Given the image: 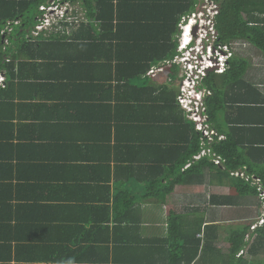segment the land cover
I'll return each instance as SVG.
<instances>
[{"label": "crops", "instance_id": "0c3cea01", "mask_svg": "<svg viewBox=\"0 0 264 264\" xmlns=\"http://www.w3.org/2000/svg\"><path fill=\"white\" fill-rule=\"evenodd\" d=\"M62 9L59 22L69 17L70 21L83 19L80 5ZM123 31L109 40L112 48L110 42L103 43L97 61H90L93 39L84 35L77 50L71 51L69 68L60 73L69 84L62 91L42 87L40 82L37 88H30L29 81L21 82L20 87V80L7 82L5 73L0 72V264H95L88 260L93 257H107L108 264H130L123 262L128 259L137 260L132 264H264V250L249 253L247 247L237 262L240 252L233 260L229 245L231 232L256 218V195H237L230 179L211 170L203 171L195 184L176 186L160 201L154 195L147 197L143 184L134 183L142 175L135 151L129 162H124L116 149L106 151L117 143L111 139L102 143V154L97 156H108L109 162L107 158L95 162V156L88 155L87 146L91 150L94 141L100 143L101 132L93 125L109 117L108 106L114 114L116 106L122 105L128 112L134 108L135 113L128 117L136 121L145 108L150 117L155 115L149 99L152 101L156 92L139 90L142 81L131 85L121 81L129 69L124 58L137 57L115 46L117 41H125ZM232 46V54L238 49L247 66L240 80L221 85L211 97L221 101L224 111L217 112L210 128L237 149L241 160L264 168V53L247 41H235ZM41 68L38 72L46 75V67ZM163 70L162 74L140 77L145 75L147 84H164L172 68ZM173 75L177 80L169 85L177 82V92L179 70ZM135 129L138 134L145 132ZM118 137L120 145L127 144L126 138ZM77 144L81 150L73 147ZM107 176V192L96 190L98 195L93 197V179ZM224 200L228 204H219ZM102 201H108L107 208ZM61 204L67 206L69 217L73 216L78 227L74 231H68L63 215L53 211ZM170 216L179 219L170 220ZM96 241V248L91 249ZM67 243L73 258L87 250L86 263L61 260ZM196 244L197 254L189 262Z\"/></svg>", "mask_w": 264, "mask_h": 264}, {"label": "trees", "instance_id": "16d2710c", "mask_svg": "<svg viewBox=\"0 0 264 264\" xmlns=\"http://www.w3.org/2000/svg\"><path fill=\"white\" fill-rule=\"evenodd\" d=\"M212 2L218 5V13L213 20L218 44L229 46L235 41H247L264 53V0H212ZM0 4V72L5 73L7 82H13V78L20 80V87L21 82L29 81L30 88L32 86L37 88L40 82L43 83L42 87L51 86L55 92L62 91L69 84L60 73L69 68L70 56L74 55L71 51L77 50V44L83 42L84 35L93 39L90 61H97L102 57L103 43L107 44L111 38H115L117 33H120V30H125L123 31L127 35L125 41H117L115 46L118 51L137 55V57L124 58L129 69L127 77L121 78V81L128 82L129 85L134 81H142L144 83L139 90L148 91V94L151 90L156 92L152 101L149 99V102L153 103L152 111L155 115L154 118L150 117V112L143 107L142 116L136 121L134 117H128L131 113H135L134 108L128 112L124 110V106H116L114 114V110L108 106L109 117L100 121V124L97 121L98 123L93 125L101 132L99 134L101 144L94 141L95 149L90 150L89 145L86 149L89 152L88 155L95 156L93 158L95 162L100 163L105 158L107 162L110 161L108 156H97L102 154L100 151L104 148L102 143H110L111 139L117 143L113 145L114 147L106 148V151L116 149L121 154L122 161L129 162L128 159L135 151L138 155V164L141 165L142 175L137 176L141 179L140 181H133L143 184V188L148 191L147 197L154 195L160 201L171 194L176 186L195 184L203 177V171L211 170H214L219 177L230 179L231 188L236 191L237 195H256L254 187L229 174L242 169L243 166H246L244 171L247 175L260 179L264 189V168L260 167V163L252 165L241 160L237 149L227 140L213 136L212 141L206 138L201 141V133L195 130L192 122L185 120L184 111L179 109L180 106L176 101L178 91L176 92V88L169 85L173 82L172 76L177 66L162 64L176 56L178 25L183 17L193 13L197 6H201L202 0H0ZM68 5H80L83 10V19L70 21L69 17L68 20L65 19L62 22L56 19L50 26L36 31L43 15V12L39 10L40 7L59 8L62 6L63 8ZM51 27L53 31L57 29V32L50 31ZM74 28L75 31L72 30ZM35 32H37L36 35H33ZM96 35L100 36L97 40L94 39ZM112 44L110 42L111 48ZM119 61H121L120 58ZM160 66L163 69L172 68L168 74L170 77L167 78V75L164 84H147L148 78L145 75L148 70ZM246 66L247 62L243 57L233 54L228 60L227 69L221 75L208 73L203 78L201 86L211 92L210 96L204 98L205 115L208 117L209 125L218 111H224L221 101L212 99L213 96L218 94L221 85L240 80ZM41 67H46L48 70L46 75L38 72ZM141 74H145L143 78L140 77ZM217 80L221 83H217ZM68 82L71 81L68 80ZM77 86L81 87V84ZM132 87L135 88V86ZM51 96L53 99L52 94ZM145 102L143 101L142 105H145ZM136 126L145 131L144 134L143 132L136 133ZM121 130L122 133L119 135ZM113 133L115 136H112ZM118 136L126 138L127 144L120 145ZM90 138L93 139V137ZM73 147L80 149L78 144ZM202 149H210L211 154H205L195 160L194 156L199 155ZM212 154L221 160L220 165H214ZM83 157L90 160L85 153ZM132 162L133 160H130L131 164L136 163ZM99 169H102L101 166ZM108 180V176L99 181L93 179V182L95 181L93 197L98 195L97 191H102V194L107 192ZM95 202L97 204L98 200L95 199ZM228 202L224 200L219 204H228ZM102 203H104V208H107L108 201H102ZM65 207L67 206L61 204L55 206L53 211L57 215H63L64 222L67 221L69 224L67 225L68 231H74L78 227L75 226L73 216L69 217V211ZM18 208L22 209L24 206L21 208L18 206ZM171 219L175 221L179 218L175 219L170 216ZM252 223L254 219L248 225L240 226L231 232L229 245L233 260L237 258L235 255L238 252L243 254L247 247L249 253L257 248L264 250V228L255 229L249 233ZM96 243L97 241L91 249L96 248L94 247ZM67 245L69 244L64 245L62 251L63 259L61 260L64 263L76 261L86 263L87 250L81 252L79 257L73 258ZM197 247L198 244L189 262L195 258ZM48 251L50 252V249ZM241 254L238 259H235L237 262L242 259ZM88 260L95 264L108 262L107 257H93ZM133 260L128 259L123 262L132 264L137 261Z\"/></svg>", "mask_w": 264, "mask_h": 264}, {"label": "built area", "instance_id": "2783aa9c", "mask_svg": "<svg viewBox=\"0 0 264 264\" xmlns=\"http://www.w3.org/2000/svg\"><path fill=\"white\" fill-rule=\"evenodd\" d=\"M215 6V12L217 11V6ZM204 5L201 6L203 8ZM58 9L55 6L50 7H40L39 10L43 12L40 22L36 29L38 31L43 28L50 26L53 20H56V16L50 14V10ZM214 12V14H215ZM199 14L203 13L200 11ZM63 16V13L60 12ZM47 15H50L48 17ZM59 15V16H61ZM201 16V15H200ZM55 17V18H54ZM208 24L211 26L208 28V32L201 30V27L197 29L196 33L198 37L205 38V45L196 46L186 50L185 52H180L183 45L177 49V54L172 60L164 61L162 64L170 66L172 64L179 67L180 76L178 81V93L176 97L177 104L185 113V118L192 122L194 128L197 132L201 133L202 139L206 138L208 141H212L213 136L218 139H222L221 136H218L207 123L208 117L205 115V105L204 98L211 95V92L206 88L201 86L203 78L206 76L208 70H213L215 73H222L226 67V61L231 56V51L229 46L225 44H218V36L216 31L213 28V25L210 19L207 20ZM201 21L199 22V25ZM201 26V25H200ZM163 71L162 66L152 67L147 75L154 76L155 73H161ZM196 87L198 91V96L191 97L190 93H195ZM189 90V91H188ZM186 103L191 105L187 107ZM205 154H211L210 149H202L199 155L194 156V159H198ZM212 162L214 165H220L221 160L212 154ZM232 177H237L248 183L250 186L256 189V197L258 199V213L254 219V223L249 227V233L255 229L264 228V189L261 186L260 179L254 177L253 175H247L244 171V168L236 170L229 173ZM242 252L239 253V255Z\"/></svg>", "mask_w": 264, "mask_h": 264}, {"label": "clouds", "instance_id": "9594fccd", "mask_svg": "<svg viewBox=\"0 0 264 264\" xmlns=\"http://www.w3.org/2000/svg\"><path fill=\"white\" fill-rule=\"evenodd\" d=\"M215 4V3H214ZM202 6V5H201ZM201 6L199 5V6H197L196 7V9L197 10H195L193 13H191V14H189V15H191L190 17H189V15L188 16H185V17H183L182 18V20L180 21V23H179V25H178V30H179V33H178V37H177V49H179V47L181 46V45H183V47L181 48V50L179 51V53L180 52H185L186 50H189L190 48H193V47H195L199 42H200V38L201 37H198V34L196 33V31H197V29L198 28H200L201 26L199 25V22L198 21H196V22H194L193 23V25L191 26V29H190V39H189V41H187V42H183V39H184V28L187 26V24H189L190 23V21H191V17H193L194 18V13H198V12H202L203 13V17H204V20L207 22V20L208 19H210V21H211V23H212V25H213V28H214V23H213V20H214V17L217 15V13H218V5H216L217 6V11L215 12V14H213V15H208L207 13H205V11H204V9L203 8H201ZM62 9V8H61ZM56 14V19L57 18H59V19H61L63 16L61 15V14H57V13H55ZM59 15H61V16H59ZM64 15V14H63ZM186 17H189V18H187V20H186ZM188 21V22H187ZM185 22V23H184ZM205 29H206V31L208 30V23H207V25H206V27H205ZM215 30V29H214ZM208 32V31H207ZM207 37V35L204 37V39H203V41H201L202 43H203V45H205L206 44V42H205V38ZM199 39V41L196 43V41ZM228 46V45H227ZM230 48V47H229ZM176 49V50H177ZM230 51H231V56L227 59V61H226V67H225V70L227 69V67H228V60L232 57V50H231V48H230ZM176 53H177V51H176ZM224 70V71H225ZM223 71V72H224ZM222 72V73H223ZM208 73H215L213 70H208V72H207V74ZM222 73H215L216 75H221ZM206 74V75H207ZM205 78V77H204Z\"/></svg>", "mask_w": 264, "mask_h": 264}, {"label": "rangeland", "instance_id": "374dc122", "mask_svg": "<svg viewBox=\"0 0 264 264\" xmlns=\"http://www.w3.org/2000/svg\"><path fill=\"white\" fill-rule=\"evenodd\" d=\"M201 5H204V7H203V9H204V11H205V13H207L208 15H213L214 14V12H215V4L212 2V0H202V4ZM61 7L62 6H60L58 9H52V10H50V14H52L53 16H56V14L55 13H57V14H60V12L61 13H63V9H61ZM75 7V6H74ZM71 10H72V8H71ZM70 10V11H71ZM201 15V16H200ZM48 17H50V15H47ZM191 15H189V17H190ZM189 17H186V20H187V18H189ZM55 18V17H54ZM192 19H191V22H192V25H193V23L194 22H196V21H198V22H200L201 21V30H204V31H206V29H205V27H206V25H207V22L204 20V17L202 16V14H199V13H194V18L193 17H191ZM188 22V21H187ZM185 23V22H184ZM188 26H189V24H187ZM211 26V24H208V28ZM36 31H38L37 29H36ZM36 33L37 32H35V33H33V35H36ZM204 37H205V35L203 36V37H201L200 38V42L196 45V47L197 48H199V46H201V45H203V43L201 42V41H203V39H204ZM199 41V39L196 41V43ZM250 46H251V44L250 43H248ZM232 45V44H231ZM233 48V49H232ZM232 48H231V50L234 52L235 51V48H234V46H232ZM236 52H237V55H239V50L237 49L236 50ZM244 59V58H243ZM245 60V59H244ZM246 61V60H245ZM247 62V61H246ZM177 69L179 70V68L177 67ZM179 72H180V70H179ZM155 74H157V73H155ZM173 77V80L174 81H176L177 80V78H176V76H172ZM177 83V82H176ZM176 83L174 84V87L176 88ZM178 85V84H177ZM194 89H195V93L193 94L192 92L190 93V95H191V97H194V96H198V91H197V89H196V87H194ZM189 91V90H188ZM186 105H187V107H190L191 108V105H189L188 103H186ZM259 206V205H258Z\"/></svg>", "mask_w": 264, "mask_h": 264}, {"label": "bare ground", "instance_id": "6f19581e", "mask_svg": "<svg viewBox=\"0 0 264 264\" xmlns=\"http://www.w3.org/2000/svg\"><path fill=\"white\" fill-rule=\"evenodd\" d=\"M191 26H192V22L190 21L189 26L187 25L184 28V39H183V42L189 41V39H190V29H191Z\"/></svg>", "mask_w": 264, "mask_h": 264}, {"label": "water", "instance_id": "95a60500", "mask_svg": "<svg viewBox=\"0 0 264 264\" xmlns=\"http://www.w3.org/2000/svg\"><path fill=\"white\" fill-rule=\"evenodd\" d=\"M195 10H197V9H195Z\"/></svg>", "mask_w": 264, "mask_h": 264}]
</instances>
